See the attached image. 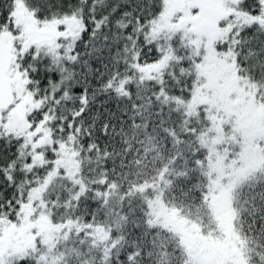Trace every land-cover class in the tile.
Here are the masks:
<instances>
[{"label": "snow or ice", "instance_id": "1", "mask_svg": "<svg viewBox=\"0 0 264 264\" xmlns=\"http://www.w3.org/2000/svg\"><path fill=\"white\" fill-rule=\"evenodd\" d=\"M0 264H264V0H0Z\"/></svg>", "mask_w": 264, "mask_h": 264}]
</instances>
